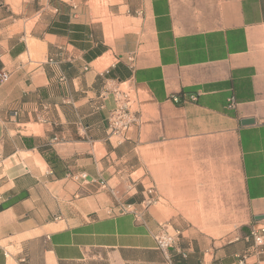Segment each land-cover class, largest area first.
I'll return each instance as SVG.
<instances>
[{
    "label": "crops",
    "instance_id": "crops-1",
    "mask_svg": "<svg viewBox=\"0 0 264 264\" xmlns=\"http://www.w3.org/2000/svg\"><path fill=\"white\" fill-rule=\"evenodd\" d=\"M2 71L0 264H264L251 227L169 226L165 255L143 206L229 227L240 194L264 223V0H0Z\"/></svg>",
    "mask_w": 264,
    "mask_h": 264
},
{
    "label": "built area",
    "instance_id": "built-area-1",
    "mask_svg": "<svg viewBox=\"0 0 264 264\" xmlns=\"http://www.w3.org/2000/svg\"><path fill=\"white\" fill-rule=\"evenodd\" d=\"M0 78L2 80H6L8 78V72L2 71L0 72ZM116 89V88H115ZM118 90V89H117ZM125 93L118 90V96L115 100L114 107L109 111L107 116V131L109 137H116V142H119L120 138L124 136V133L129 129L132 123L135 121V117L133 116L129 104L126 102ZM174 101L177 98H173ZM86 174L82 173L79 175H72L71 179H85ZM154 190L152 187H148L146 189V195L143 199V206L148 207L154 202ZM126 207H121L119 209L120 212L126 211ZM178 233L176 230L170 228L167 224H161L160 228L154 233V238L157 244V247L166 255L169 248L173 246ZM252 246L254 251H259L261 247L264 246V223L259 221L254 222L251 226L249 233ZM168 257V256H166Z\"/></svg>",
    "mask_w": 264,
    "mask_h": 264
},
{
    "label": "rangeland",
    "instance_id": "rangeland-1",
    "mask_svg": "<svg viewBox=\"0 0 264 264\" xmlns=\"http://www.w3.org/2000/svg\"><path fill=\"white\" fill-rule=\"evenodd\" d=\"M14 16H16V14H14ZM109 88L115 90L116 86L110 84ZM119 90L124 92L125 95L128 96L129 101L131 102V100L134 98V94L133 91L126 85H120L119 86ZM130 102H129V108H130ZM116 137H113V140H115ZM144 184L146 187H148V181L145 180ZM153 188V187H152ZM131 193V188H127L124 189L120 195L121 198H124L128 195H130ZM112 196V195H111ZM236 205H235V223H230V226L227 227V223H169V217L172 214V212L169 211H164L163 207L160 204H152L151 205V209L153 210H159L161 209V211H158V214L160 216V221L162 222V224H167L168 226H173V225H180V226H184V227H190V228H194V229H198V230H203L206 231L208 233H212L213 235H215L216 237L219 235H222L223 233V228H226V234L224 235L226 238L229 236L230 237H236L239 235L240 230H244L245 229H249V227H251L254 222H249L248 224H244L243 222L245 221L246 217H245V206H244V202L242 201V198L240 196V194H238L236 197ZM117 210V209H116ZM114 211H111V213ZM187 214V213H185ZM194 215H197L198 219H203L205 216H207L206 213H195ZM195 222V220H193ZM213 227V230H211V228ZM230 228V232L227 233V230ZM219 229V231H218ZM231 239V238H230Z\"/></svg>",
    "mask_w": 264,
    "mask_h": 264
},
{
    "label": "water",
    "instance_id": "water-1",
    "mask_svg": "<svg viewBox=\"0 0 264 264\" xmlns=\"http://www.w3.org/2000/svg\"><path fill=\"white\" fill-rule=\"evenodd\" d=\"M251 122H252V120H250V119H244L241 121L242 124L251 123ZM254 218L257 220V219L264 218V216H262V215L261 216H255Z\"/></svg>",
    "mask_w": 264,
    "mask_h": 264
},
{
    "label": "bare ground",
    "instance_id": "bare-ground-1",
    "mask_svg": "<svg viewBox=\"0 0 264 264\" xmlns=\"http://www.w3.org/2000/svg\"><path fill=\"white\" fill-rule=\"evenodd\" d=\"M158 211H161V209L160 210H158V209L156 210V212H158Z\"/></svg>",
    "mask_w": 264,
    "mask_h": 264
}]
</instances>
